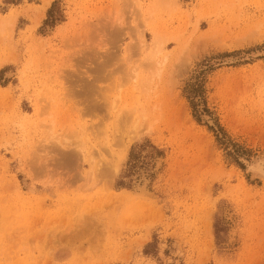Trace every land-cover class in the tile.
<instances>
[{
	"label": "rangeland",
	"instance_id": "374dc122",
	"mask_svg": "<svg viewBox=\"0 0 264 264\" xmlns=\"http://www.w3.org/2000/svg\"><path fill=\"white\" fill-rule=\"evenodd\" d=\"M47 1L0 0V264H264V0Z\"/></svg>",
	"mask_w": 264,
	"mask_h": 264
},
{
	"label": "snow or ice",
	"instance_id": "6c2138e0",
	"mask_svg": "<svg viewBox=\"0 0 264 264\" xmlns=\"http://www.w3.org/2000/svg\"><path fill=\"white\" fill-rule=\"evenodd\" d=\"M261 58L264 59V53H262ZM257 170L259 171L261 176H264V159L260 160Z\"/></svg>",
	"mask_w": 264,
	"mask_h": 264
},
{
	"label": "bare ground",
	"instance_id": "6f19581e",
	"mask_svg": "<svg viewBox=\"0 0 264 264\" xmlns=\"http://www.w3.org/2000/svg\"><path fill=\"white\" fill-rule=\"evenodd\" d=\"M47 2H48V1H47V0H45V4H46ZM8 18H9V17H8ZM89 94H90V93H89ZM130 140H131V138H129V139H128V141H130ZM258 161H259V160H258ZM258 165H259V163H258V162H257V163H256L254 166L252 165L253 167H255V168H252V169H253V171H256V172H258L257 170H255V169H257V168H258ZM250 166H251V165H250ZM250 166H249V167H250ZM100 172H101V171H100ZM105 172H106V171H105ZM105 172H104V173H105ZM102 173H103V172H102ZM107 173H108V172H107ZM258 173H259V172H258ZM254 174H255V173H254ZM257 175H258V174H257Z\"/></svg>",
	"mask_w": 264,
	"mask_h": 264
}]
</instances>
